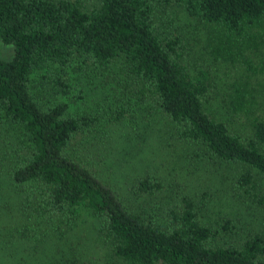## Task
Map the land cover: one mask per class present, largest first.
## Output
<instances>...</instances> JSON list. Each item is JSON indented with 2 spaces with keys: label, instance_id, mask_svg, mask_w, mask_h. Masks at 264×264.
<instances>
[{
  "label": "trees",
  "instance_id": "1",
  "mask_svg": "<svg viewBox=\"0 0 264 264\" xmlns=\"http://www.w3.org/2000/svg\"><path fill=\"white\" fill-rule=\"evenodd\" d=\"M0 43L1 257L264 264V0H0Z\"/></svg>",
  "mask_w": 264,
  "mask_h": 264
},
{
  "label": "rangeland",
  "instance_id": "2",
  "mask_svg": "<svg viewBox=\"0 0 264 264\" xmlns=\"http://www.w3.org/2000/svg\"><path fill=\"white\" fill-rule=\"evenodd\" d=\"M159 30L161 32H164V30L166 29H171L173 32L177 33V35H179L182 40H183V44L187 46V44L190 46V49L196 53V55L200 56L201 58H205L206 59V54H205V32L203 31L202 28H200L199 26H196L194 24V22L192 20H188L185 15L183 14H177V16H175L173 19L166 21V25L165 23H162V25L160 24L158 26ZM13 55V48L10 46H4L0 43V58L4 59V60H8L11 58V56ZM232 77H230V79L227 80L228 83H231L233 80L231 79ZM261 116L264 118V108L261 111ZM146 142V141H145ZM138 154L135 152V159H126V153L125 152H120V154L118 156H116V161H120L123 166L124 165H129L130 163H134L137 162V167L136 169L132 170L130 172V176L131 177H138V174H140L145 168L148 167L147 164H145V162L141 163L139 160L143 157V155H141V153L139 151H137ZM129 160V162H128ZM109 161L107 165L112 164V159L109 157ZM158 165V162H156V166ZM108 167V166H106ZM111 167V166H110ZM131 169V168H130ZM110 170L112 169H106V171L110 172ZM135 172V173H134ZM5 253H8V251H4ZM0 253V264H11L12 262L15 261H19L21 262L22 260L25 261V264H28V260L27 255L22 251L21 248L16 247L15 251L13 252V257H9L10 259L1 257ZM31 263V262H30ZM29 263V264H30Z\"/></svg>",
  "mask_w": 264,
  "mask_h": 264
}]
</instances>
